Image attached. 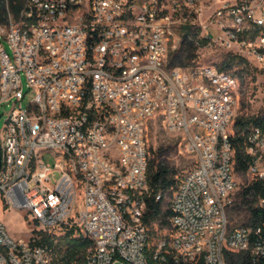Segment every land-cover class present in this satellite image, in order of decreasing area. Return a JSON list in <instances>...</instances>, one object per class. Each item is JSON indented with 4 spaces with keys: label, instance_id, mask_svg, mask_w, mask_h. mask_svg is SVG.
<instances>
[{
    "label": "built area",
    "instance_id": "built-area-1",
    "mask_svg": "<svg viewBox=\"0 0 264 264\" xmlns=\"http://www.w3.org/2000/svg\"><path fill=\"white\" fill-rule=\"evenodd\" d=\"M203 2L22 0L0 23L12 49L0 40V109L10 106L0 115V205L26 208L56 242L71 230L91 239L85 264H264V220L253 227L229 217L241 77L169 62L189 24L264 66V0H219L202 29L192 16ZM161 113L197 162L170 196L169 224L151 226L147 127ZM248 142V175L264 180L262 129ZM37 238H13L0 217V264H55Z\"/></svg>",
    "mask_w": 264,
    "mask_h": 264
},
{
    "label": "rangeland",
    "instance_id": "rangeland-1",
    "mask_svg": "<svg viewBox=\"0 0 264 264\" xmlns=\"http://www.w3.org/2000/svg\"><path fill=\"white\" fill-rule=\"evenodd\" d=\"M200 4L199 11L195 12L192 16V20L196 26H201L204 29V25H209L208 16L219 5V0H203ZM6 11L5 20L1 21V24H6L8 21V11L17 14L22 0H16L17 6L11 7V0H4ZM191 22V16L188 19ZM196 30H199L196 28ZM185 31V27L181 30L180 36ZM199 39V37H198ZM0 40H2L5 48L12 53L10 43L2 34H0ZM180 46V45H179ZM172 50L169 55V62L174 56ZM238 54L246 58V61H240L239 58L231 65L229 69L236 72L241 77V87L238 95V103L235 109L233 119L231 121V130H236V122L240 117L248 116H262L264 115V66L258 62L256 58L249 55L247 52L241 50L237 46H226L224 44L209 40L207 43H199L198 47L193 51V57L190 59L187 56L178 58V66L186 68L188 70H198L205 65H214L221 68L223 62L231 55ZM171 64V63H170ZM0 75H1V61H0ZM24 83L26 78L23 77ZM30 97H27L24 101L28 103ZM10 106L4 105L0 109V115L4 111H8ZM6 125V116L0 119V130L4 129ZM147 143L150 154V159L158 157L159 159L166 160L171 166H173L177 172V176L181 177L190 168H193L197 162V157L194 155H188L182 150V138L169 132L166 128L164 115L157 114L152 117L147 127ZM45 159L50 164L54 165V159L51 153L45 155ZM56 175L54 174V177ZM239 194L243 185L251 177L248 174H238ZM171 193L167 194L165 198V204L167 205L170 200ZM238 198V197H237ZM244 213H236L232 210L230 214V220L232 224H242ZM0 217L6 224L9 234L13 238L19 236L29 237L35 234V224L31 221V217L27 215L26 208H5L3 204L0 205Z\"/></svg>",
    "mask_w": 264,
    "mask_h": 264
},
{
    "label": "trees",
    "instance_id": "trees-1",
    "mask_svg": "<svg viewBox=\"0 0 264 264\" xmlns=\"http://www.w3.org/2000/svg\"><path fill=\"white\" fill-rule=\"evenodd\" d=\"M17 6L16 0H11V7ZM6 6L4 0H0V20L4 21ZM200 29H192L191 25L185 26V32L180 46L175 49L171 58L172 66H178V58L187 56L193 57V51L198 47L199 43H207V38L199 37ZM192 35V36H191ZM199 37V39H198ZM246 61L242 55L231 54L222 64V69H229L235 60ZM256 127L264 132V115L240 117L236 122V130L231 133V140L236 150L235 171L238 174H248L249 167L253 161V155L248 151V135ZM148 179L150 184L151 196L149 198V208L152 215L148 218L149 224L152 226L153 221L161 220L164 225L169 224L172 210L170 206L162 200L156 199L159 191L173 194L178 188L182 179L177 176V172L171 164L164 159L153 157L148 164ZM238 197V198H237ZM261 198H264V180L248 179L243 185L239 194L236 193L235 201L229 209V217L232 210L238 214H243L244 223L233 225H247L257 227L264 220V205L261 204ZM69 231L58 242H56L49 234L40 233L35 230L37 242L46 244L50 247L53 261L55 264H85V257L88 249L92 246V240L84 236H72Z\"/></svg>",
    "mask_w": 264,
    "mask_h": 264
},
{
    "label": "water",
    "instance_id": "water-1",
    "mask_svg": "<svg viewBox=\"0 0 264 264\" xmlns=\"http://www.w3.org/2000/svg\"><path fill=\"white\" fill-rule=\"evenodd\" d=\"M2 163H3V154H2V143L0 140V169L2 167Z\"/></svg>",
    "mask_w": 264,
    "mask_h": 264
}]
</instances>
